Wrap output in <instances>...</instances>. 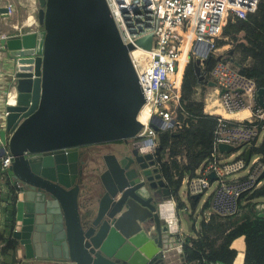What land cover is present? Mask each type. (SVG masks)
<instances>
[{"label":"water","instance_id":"water-1","mask_svg":"<svg viewBox=\"0 0 264 264\" xmlns=\"http://www.w3.org/2000/svg\"><path fill=\"white\" fill-rule=\"evenodd\" d=\"M38 1L42 30L1 39L6 79L17 92L6 107L1 138L14 157L10 174L24 206L12 235L28 257L65 264H159L174 237L159 213L160 204L172 199L157 160L160 146L154 152L141 151L137 143L81 150L139 136L145 98L130 57L134 47L124 43L106 0ZM161 22L160 16L158 31L137 45L154 47ZM201 55L210 58L209 45ZM201 60L193 65L203 80ZM256 94L264 107V88ZM245 144L220 142L218 149L232 154ZM251 158L248 147L246 165ZM101 161L107 166L105 188L84 220V182ZM209 176L217 177L215 171Z\"/></svg>","mask_w":264,"mask_h":264},{"label":"built area","instance_id":"built-area-1","mask_svg":"<svg viewBox=\"0 0 264 264\" xmlns=\"http://www.w3.org/2000/svg\"><path fill=\"white\" fill-rule=\"evenodd\" d=\"M2 1L3 3L0 9L5 8L6 11H0V19L6 20L14 16L15 4L10 0ZM106 1L124 43L132 44L134 47L130 51V57L138 74L145 98V104L140 111L139 119L142 112L144 110L147 111V119L143 121L140 119L144 126L138 137L144 138L143 140H152L156 148L157 130L151 126L153 122L158 125L160 129H168L171 131L182 126V122L179 120V112L181 107L182 84L188 64H193L198 58H202L200 65L206 67L205 63L208 57H203L201 53L206 52L208 45L210 56L226 57V54L223 53V49L226 48V45H218L219 40H228V37H224L225 28L232 19L239 18L248 20L252 14L258 12L262 0ZM160 16L162 19V30L157 37V44L151 48L138 46L137 41L139 39L154 35L158 31ZM11 30L14 32L3 33L2 26H0V92L2 84L4 83L3 78H6L4 60L1 55V39L26 32L41 31L40 27L36 29H27V31L24 32L17 31L20 29L15 23L11 25ZM228 43L233 44L232 41H228ZM230 50L232 51V49ZM216 63L232 72L239 70L236 65V68H234L231 61L220 59ZM223 73L229 74L230 72L210 69V76L215 78L217 84L215 88L217 101L219 105L222 106V109L227 111L226 107L236 101L246 106L244 96L249 95L254 99V105H252L251 108L252 110H256V120L258 122L264 121V107L254 98H257L255 80L244 75V77L249 78L253 82L251 92H247L245 89L241 88L240 85H235L233 81L227 82L226 79L228 76L222 77ZM209 81H211V79ZM222 88L226 89V92L221 95L220 91ZM200 94L201 87L197 89L196 97H200ZM4 98L5 97L1 98L0 96V101L3 102ZM205 102L208 103L207 99ZM6 107L7 105L0 107V148L5 149L4 154L0 155V171L7 179V183L10 184L15 190V193H17L19 191L18 186L10 174V167L14 157L8 150L7 144L4 143L1 138V133L6 129V117L8 115ZM230 113L235 114L236 111ZM173 121L174 125H170ZM228 121L229 119L224 116L219 120V125L215 133V152L212 155V160L200 169L196 177L187 179V186L190 194H200L209 187L213 181L217 182V187L212 196L211 209L221 214H229L236 211L239 195L243 191L254 187L260 176L259 174L264 170V165L259 163L261 157H258L254 159L252 164H255V166L247 176L231 179L225 177L230 173L242 171V169L248 165H246L244 157L228 164H221L222 162L219 161L221 153L219 152L218 144L220 142H228L237 145L244 140L254 139L258 134L256 127L259 126L256 123L257 121L254 123L250 121L249 124L242 122L233 125H230ZM238 127L251 129L255 133L251 138H242L238 141L225 140V133ZM143 140L136 142L141 151H143V149L140 143ZM154 150L155 149L143 152H154ZM233 164H238L239 166L234 170L225 171L228 165ZM257 168H259V170L255 173ZM212 171H215L217 176L214 180L209 176ZM195 181L200 183V188L197 190L193 188V183ZM230 190L234 192V209L221 211L216 207L217 199L221 192H228ZM166 203L172 206V213L167 216L163 215L161 211V206ZM159 213L167 224L169 231L174 235H178L180 233V228L178 225V214L176 212L175 203L171 200L164 201L159 206ZM2 247L3 244L0 241V264H2L3 259ZM18 264H20V262Z\"/></svg>","mask_w":264,"mask_h":264},{"label":"trees","instance_id":"trees-1","mask_svg":"<svg viewBox=\"0 0 264 264\" xmlns=\"http://www.w3.org/2000/svg\"><path fill=\"white\" fill-rule=\"evenodd\" d=\"M244 33L245 38L236 35ZM224 37L228 40H219L218 45H225L232 40L234 47L232 53L222 57L224 61H231L242 69L245 61L250 58L247 68L242 71L255 80L258 89L264 88V0L261 1L258 12L252 14L249 19H232L224 31ZM218 57L212 55L205 65L209 72L218 61ZM201 80L193 64H188L185 70L179 120L182 126L176 130L159 129L156 131V143L160 146L157 160L162 176L166 179L172 190L178 211L186 214V218L192 224L196 222L194 210L201 199L189 195L188 208L179 194L182 181L185 178H194L199 174L215 152V133L219 125L220 115L206 113L204 91L208 85L207 77ZM210 80V79H209ZM201 87L200 97H196L197 89ZM204 99V100H203ZM264 102V94L262 96ZM258 102V100H257ZM230 125L237 124L233 121ZM249 124L250 121H243ZM263 125L262 122H256ZM144 138L135 137L128 140L111 141L134 143ZM110 143V142H106ZM255 143V142H253ZM245 150L252 149V158L261 157L264 165V143L261 145H249ZM251 158V160H252ZM5 177L0 171V181ZM260 180L254 187L243 191L237 199V208L234 213L221 214L212 211V199L209 198L203 205L202 211L211 210L208 217L201 221L200 229L195 235H185L182 241V259L185 264H234L238 251L233 242L243 236L245 240L244 264H264V170L259 176ZM6 184V183H5ZM7 205L0 208L1 228L0 241L2 247V264H18L17 251L19 242L11 232L16 224V193L12 187L1 199ZM0 200V203L2 202ZM93 213V207L82 205V218L87 220ZM181 214V213H180ZM179 216V215H178ZM3 230V231H2Z\"/></svg>","mask_w":264,"mask_h":264},{"label":"crops","instance_id":"crops-1","mask_svg":"<svg viewBox=\"0 0 264 264\" xmlns=\"http://www.w3.org/2000/svg\"><path fill=\"white\" fill-rule=\"evenodd\" d=\"M236 36L238 38H240V39L241 38H243V39L245 38L243 32H240ZM229 41H232V40H229ZM225 45H226V48H227L228 47L227 45H229V44L227 43ZM224 50L225 49H223V51ZM225 54H226V56L228 55L227 53H225ZM1 55H2V58L4 60V58L6 57V54L4 52H2ZM249 61H250V58L245 61L242 69L248 67ZM6 87H7V80H6V82L4 81V83L2 84V88H1V92H0L1 98L5 97L7 91H9L10 87H12V86H10L8 84V89H6ZM207 88L210 91V95L213 96L214 92L216 93V90L214 89L215 87L211 88L210 86H208ZM208 94H209V92H208ZM213 104H215V103H213ZM213 108H214V106L212 104H210V103L208 104L207 102L205 103L204 110H205L206 113L216 114V115H220V116L223 114V115H227L228 116L227 118H233V116H234V115H231L232 113H230V112H228L226 110H223L221 108H218L217 110H214ZM242 110H246V108L242 109ZM242 110H239V111H242ZM239 111H237L236 113H238ZM236 115H238V114H236ZM238 116L240 117V115H238ZM248 116H251V113H248V111H247V114L245 116H243V118L244 117L248 118ZM148 140L153 143V147L151 149H145L144 146H143L144 143L146 141H148ZM134 143H136V142H134ZM140 146L143 149V151H151L152 149H156L154 142L152 140H150V139L143 140L140 143ZM81 150L85 151V149H81ZM241 150L242 149H240L238 152H241ZM228 155H231V154L225 153L222 156L226 158ZM106 171H107V166H106V164L103 161H101L100 169L98 171H96V170L90 171V175L88 176V178H86V180L84 182L83 189H82V193H81V197H80L81 207H82L83 204H87V205H89L91 207H93L95 205V202H96L98 196L102 193V191L105 188L104 179H103L102 176L104 175V173ZM234 175L238 176V177L244 176V174H242L240 172L239 173H235ZM233 176H231V177H233ZM238 177H236V178H238ZM105 179L108 181L107 177H105ZM187 179L188 178H185L182 181V185L180 187L179 194L182 197L183 201H185V203L187 204V207L190 208L191 207V205H190L191 203H190L189 195H191V194H190L188 186H187ZM2 181H4V178H3V180L0 181V200L2 199V197L4 195L8 194L9 187H11L10 184L7 183V179L6 178H5L6 182H2ZM216 187H217V182L213 181L209 185V187H207L202 193L199 194V195H201V199L198 202V205H197L196 209L193 212V214H194L193 216L196 219V222L194 224H192L190 221L187 220L186 214H182V211H181V214L177 213V214H179V216H178V225H179V228H180V233L178 235H174V237H172L170 239V248H169V250H167L165 252L164 261L159 263V264H185L183 262V259H182V241H181V239L184 238L185 235H195L196 231H198L200 229L201 221L205 217H208L210 215L211 210H207V211L204 212V211H202V207H203L204 203L209 198H211L213 196V193H214V190H215ZM20 200L22 201V198H20L19 200H16V204L19 202L18 204H19L20 210H22L23 209V202H21ZM171 201H173L175 203L173 198L171 199ZM167 202H170V201H167ZM223 203H224V205H223ZM6 205H7V202L6 201H4V202L2 201L0 203V208L4 207ZM175 206H176V203H175ZM234 206H235L234 205V201H231V200L226 199V198L217 199V202H216V207L219 210H221V211L233 210ZM16 213H18V212L16 211ZM0 216H1V214H0ZM16 218H17V214H16ZM1 219H2V216H1ZM233 246L238 251V255H237L236 260L234 261V264H239V263L240 264H244V260L242 258L244 256V253H245V240H244V237L241 236V237H238L237 239H235L234 242H233ZM18 251L21 252L20 255H19V253L17 255V258H18L20 264H65V263H63V262H61L59 260L46 258L44 256H42V257H39V256L28 257V256H26L25 250L22 249V247H20L18 249Z\"/></svg>","mask_w":264,"mask_h":264},{"label":"rangeland","instance_id":"rangeland-1","mask_svg":"<svg viewBox=\"0 0 264 264\" xmlns=\"http://www.w3.org/2000/svg\"><path fill=\"white\" fill-rule=\"evenodd\" d=\"M10 1L15 4V14H14L13 17H11L9 19H6V20L0 19V26H2V32L3 33L14 32L13 30H11V25L13 23H15V24L18 25V27H19L20 30H17V31H23V32L24 31H27V29H31V28L32 29H36V28L39 27L38 26L39 24H38L37 18H35V15H36L37 9H38V0H10ZM2 3H3V1L0 0V6L2 5ZM228 44H229L228 45V50H227V48H225L226 51L224 50L223 53H227V54L232 53V51L230 49H232L234 47V44L235 43H233V44L228 43ZM4 63H5V58H4ZM231 63L234 65V68H236L235 67V63H233V62H231ZM207 73H209V75H211L210 74V71L208 72L206 70V67L205 66H202V74L205 76L204 79H206ZM209 79H211L210 82H215L216 83L215 78H213V76L212 77L211 76L207 77L208 85L206 86V89L204 91V96H205L204 99L205 100L207 99L208 104L210 103V104H212L214 106V108H213L214 110H217L218 108H221L222 109V106H220L219 105V102L217 101V93L214 92V95L213 96L210 95V91L208 90L207 87L210 86L211 88H214V87L216 88L217 86H214V85H211V84L209 85V83H210L209 82ZM6 80H7L6 78H5V80L3 78V81L6 82ZM8 83L9 82L7 81V87H6V89H8ZM208 92H209V94H208ZM244 98H245V103H246L245 104L246 105V111H248V113H251V116H248V118H245V117L243 118L242 115H240V117H239L238 116L239 114L238 115L231 114V115H234L233 118H227L228 117L227 115H223L222 114L221 117L224 116L227 119H229L230 121H233V122L239 123V124L242 123L245 120L251 121L252 123L256 122L257 121L256 120V110H251L252 109L251 108L252 105H254V99H253L252 96H249V95L248 96H244ZM254 98L257 101V98L256 97H254ZM5 99H6V97L4 98L3 102L0 101V107L3 106V105H7L6 102H5L6 101ZM213 103H215V104H213ZM263 125H260L259 124V126L256 127V129L258 131V134L255 136L254 139L244 140V142L245 143H250L251 145H255L256 144L258 146L261 145L262 143H264V126ZM253 142H255V143H253ZM157 146L158 145L156 143V148H157ZM243 151H244V149H242L241 152H238L237 151L235 153H232L231 155H228L226 158L222 156L223 154H221L219 156V161L222 162L221 164H228V163H230L232 161H235L237 159H241V158L244 157L242 155L243 154ZM258 157L260 158L261 155L260 156H255L252 159V162L250 161L251 162L250 165H248L245 168H243L242 171H239L240 173L244 174V176H242V177L247 176L248 173L254 168L255 164H252V163H253L254 159L255 158H258ZM259 163L263 164L261 158L259 159ZM239 172H236V173H239ZM261 173L259 175H261ZM234 174L235 173H230V174L226 175L225 177H227V178L229 177L230 179L231 178L238 177V176H235ZM231 176H233V177H231ZM18 203L16 204V211L18 212L16 214H17V219L20 221V218H21L22 213H23V210H24V206H23V209L20 210V207H19V204ZM175 208H176V212L177 213H181V211H178L177 205L175 206ZM18 253H19V255L21 254L20 251H17V255H18ZM244 259H245V253H244V256H243V260Z\"/></svg>","mask_w":264,"mask_h":264},{"label":"bare ground","instance_id":"bare-ground-1","mask_svg":"<svg viewBox=\"0 0 264 264\" xmlns=\"http://www.w3.org/2000/svg\"><path fill=\"white\" fill-rule=\"evenodd\" d=\"M212 69H215V70H218V71H222V72L229 71L230 72L229 74H226V73H223L222 74V77L228 76V78L226 79L227 82L233 81L235 85H240V87L243 88V89H245L247 92H251V90L253 88V82L249 78L244 77V75L245 76H247V75L245 74V72L242 71V69H239L236 72L235 71L232 72L231 70H229L227 68H224L223 66L219 65L218 63H215L212 66ZM250 78H252V77H250ZM16 96H17V92L16 91H13V89L11 87L9 89V91H7L6 96H5L6 97V99H5L6 100L5 101L6 104L7 105L14 104L15 103V100H16ZM245 108H246V106L242 105L238 101H236L233 104H230L228 107H226V109H227L228 112H235V111L237 112V111L242 110V109H245ZM236 114L245 116L247 114V111L246 110H242V111H239ZM140 119L142 121L147 119V111L146 110H144L142 112V115L140 116ZM254 133L255 132L252 131L251 129L249 130V129H245V128L238 127V128H233L230 131H228L227 133H225L224 137H225V140L238 141L239 139H242V138H251ZM143 146H144L145 149H151L153 147V143L148 140V141H146L144 143ZM238 166H239L238 164L228 165L226 167V170L225 171L234 170ZM258 170H259V168H257V170H256L255 173H257ZM193 188L195 190L199 189L200 188V183L198 181H195L193 183ZM222 198H226V199H229L231 201H234V192L232 190H230L228 192H221V194L219 195L218 199H222ZM161 211H162L163 215H165V216H167L168 214L172 213V206H171V204H169V203L163 204L161 206Z\"/></svg>","mask_w":264,"mask_h":264},{"label":"flooded vegetation","instance_id":"flooded-vegetation-1","mask_svg":"<svg viewBox=\"0 0 264 264\" xmlns=\"http://www.w3.org/2000/svg\"><path fill=\"white\" fill-rule=\"evenodd\" d=\"M39 10H40V4L38 1V9H37V13L35 15V18H37L40 30H42V26L39 23ZM133 143H129V142H118V143H114V142H110V143H100V144H95V145H90V146H84L82 147V149H85L86 152H90V153H96V152H100L103 149H114V146H126L131 148ZM100 149V150H99Z\"/></svg>","mask_w":264,"mask_h":264}]
</instances>
